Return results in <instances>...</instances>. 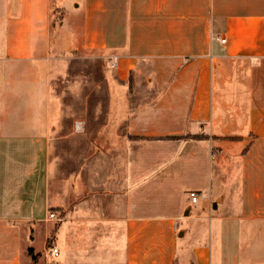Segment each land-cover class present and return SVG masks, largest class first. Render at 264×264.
<instances>
[{"label":"crops","instance_id":"obj_1","mask_svg":"<svg viewBox=\"0 0 264 264\" xmlns=\"http://www.w3.org/2000/svg\"><path fill=\"white\" fill-rule=\"evenodd\" d=\"M2 33L0 264L252 263L264 0H0Z\"/></svg>","mask_w":264,"mask_h":264},{"label":"rangeland","instance_id":"obj_2","mask_svg":"<svg viewBox=\"0 0 264 264\" xmlns=\"http://www.w3.org/2000/svg\"><path fill=\"white\" fill-rule=\"evenodd\" d=\"M1 35L2 36H0V39L4 40L5 36L3 35V33ZM100 65H101V62L98 61V59H90V60H88V66L86 68V72H85V70H83V68L78 67V65L75 66L73 69L69 68L67 71H65L66 73H64V75L60 76V78L62 79L59 82L60 85H61L60 87L63 88L65 86V84H63V81L65 79L68 82L70 77L79 76V74L81 73L80 70H82V74L81 75H85L88 78H91V77H94V76H96V78H98L100 76V74H101ZM104 70L102 72L103 75L106 74ZM233 71H234V69H232V68H226L225 69V72H224V75H223V79H222L223 85H225V86L227 85V83L225 81H226V79H228L229 75L231 76V72H233ZM90 89L95 91L94 87L91 88L90 85H89V91H90ZM60 91L63 92L62 90H60ZM118 91L114 90L113 87H111L112 96H111V101H110L109 107L112 110V112H115V107H118V102H117ZM105 96H106V94H105ZM105 96H104V98H105ZM69 103H70V101H69ZM104 103H105L104 105L107 106V99L106 98H105ZM89 107H90V104H89ZM110 118H112V117H110ZM111 125L113 126L112 122H111ZM253 235L257 236L258 238H263L264 239V226L263 227L256 226L254 231H253ZM38 241H37V243H38ZM52 245H53V242L50 241L48 243L47 247L51 248ZM254 248H255V251H259L260 253L253 255V259L251 260V262H252L251 264H262V263L264 264V243L257 244V245H255ZM58 261L59 260L50 259V261H48V264H60V262H58Z\"/></svg>","mask_w":264,"mask_h":264},{"label":"built area","instance_id":"obj_3","mask_svg":"<svg viewBox=\"0 0 264 264\" xmlns=\"http://www.w3.org/2000/svg\"><path fill=\"white\" fill-rule=\"evenodd\" d=\"M221 41L225 42V39H222ZM114 65H117V58H114ZM190 196H191V199H192V201L194 203H196L199 200V198H200L199 194L197 192H191ZM49 218L51 220L62 221V217L59 214H57L56 212H51L49 214ZM58 252H59V250H58L57 247H52L51 248L52 255H58Z\"/></svg>","mask_w":264,"mask_h":264},{"label":"trees","instance_id":"obj_4","mask_svg":"<svg viewBox=\"0 0 264 264\" xmlns=\"http://www.w3.org/2000/svg\"><path fill=\"white\" fill-rule=\"evenodd\" d=\"M30 253L33 257V260L35 261L37 257L34 255V249L33 248L30 249Z\"/></svg>","mask_w":264,"mask_h":264}]
</instances>
